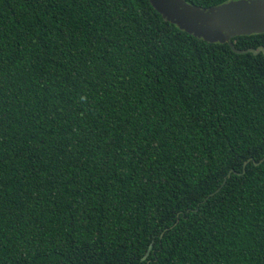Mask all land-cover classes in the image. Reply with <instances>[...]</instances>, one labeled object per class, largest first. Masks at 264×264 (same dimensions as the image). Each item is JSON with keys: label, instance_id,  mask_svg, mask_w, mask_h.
Wrapping results in <instances>:
<instances>
[{"label": "trees", "instance_id": "trees-1", "mask_svg": "<svg viewBox=\"0 0 264 264\" xmlns=\"http://www.w3.org/2000/svg\"><path fill=\"white\" fill-rule=\"evenodd\" d=\"M263 158L261 53L148 0H0V264H264Z\"/></svg>", "mask_w": 264, "mask_h": 264}, {"label": "water", "instance_id": "water-1", "mask_svg": "<svg viewBox=\"0 0 264 264\" xmlns=\"http://www.w3.org/2000/svg\"><path fill=\"white\" fill-rule=\"evenodd\" d=\"M148 2L165 21L196 38L208 43H226L236 54L261 53L264 58L263 46L237 50L231 43L234 37L264 33V0H230L208 8L191 5L185 0H148ZM263 160L264 158L255 164H260ZM246 163L243 164L242 172ZM150 250L151 245L142 260L147 258Z\"/></svg>", "mask_w": 264, "mask_h": 264}]
</instances>
